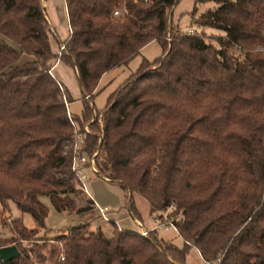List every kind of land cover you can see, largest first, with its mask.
Segmentation results:
<instances>
[{
	"label": "trees",
	"instance_id": "trees-1",
	"mask_svg": "<svg viewBox=\"0 0 264 264\" xmlns=\"http://www.w3.org/2000/svg\"><path fill=\"white\" fill-rule=\"evenodd\" d=\"M199 1L191 22L222 31L215 42L172 27L178 0H65L71 32L55 53L44 0H0V208L14 203L43 226L41 195L57 211L93 207L71 169V138L87 120L94 173L121 186L133 217L135 193L167 211L183 240L82 222L50 238L59 247L15 217L0 246L20 252L5 264H187L192 246L207 262L264 264V0H214L195 16ZM150 41L161 55L142 58L95 108L101 75ZM57 58L81 92L72 120L74 98L50 71Z\"/></svg>",
	"mask_w": 264,
	"mask_h": 264
},
{
	"label": "rangeland",
	"instance_id": "rangeland-1",
	"mask_svg": "<svg viewBox=\"0 0 264 264\" xmlns=\"http://www.w3.org/2000/svg\"><path fill=\"white\" fill-rule=\"evenodd\" d=\"M194 4L195 0H178V2L172 7L171 25L173 28L178 27L180 30L186 32L188 28L193 27L195 31L204 33L202 28L191 22V10ZM216 4L217 3L214 0H204L197 2L195 16L208 7H212ZM203 30L205 31L204 34L206 35L207 40H211L213 42H215V40L209 35L222 33V31L211 27L203 28ZM168 36V40H170V35L168 34ZM51 39L53 40L56 47L55 51L53 49L52 50L55 53H58L59 42L57 39L59 38L51 36L50 44ZM161 53V45L156 41H150L143 46V50L141 49L139 53L131 57L126 64L119 65L116 67V69L105 75L100 85L98 84V91L93 97V104L95 108L102 109L105 106L109 93L113 91L121 81H123L138 68L142 58L153 60L157 56L161 55ZM68 89L70 90L71 95L74 96L73 91L69 87ZM78 92L79 91L77 89V91H74V94L78 95ZM81 109L82 101L81 98H79V100L74 101L70 105L68 112L71 116H80ZM89 122L90 121L87 120L84 121L83 129L86 127L88 130L91 129ZM87 170L90 172L88 167ZM85 183L86 194H88L94 200L93 207L89 211L83 213H76L75 211H57L52 206L49 197L47 195H41V201L48 207V214L45 218L44 225L39 226L34 217L29 212L21 211L15 206L14 203H10L7 209L0 208V236L10 237L12 235L14 225L13 218L17 217L28 228H37V237H40V242L45 240L47 244L54 243L58 244L59 247L61 246V243L52 241L50 238H53L62 232H67L71 226L82 222H89L90 229H96L97 227H100L106 233L112 232L113 228L115 227V223L121 228L139 230L142 227V230H139L141 233L143 230H145L147 233L154 228L159 236L171 240L178 245H182L183 240L176 232L175 226L171 223H167L168 212H163L162 218L158 216V212H150L147 200L139 193L134 194V201L139 210L137 212H139L141 216H138V213L136 215L137 217H133L129 211L128 205L126 204L125 193L118 183L109 181L94 172H90V176L86 179ZM100 207H105L104 215L102 211H100ZM104 216H106V218ZM156 225H158V227H155ZM28 241L29 240H24V243H27ZM45 263L50 264V259H46ZM186 263L216 264L217 262H207L203 260L198 254L196 248L192 246L188 251Z\"/></svg>",
	"mask_w": 264,
	"mask_h": 264
},
{
	"label": "crops",
	"instance_id": "crops-1",
	"mask_svg": "<svg viewBox=\"0 0 264 264\" xmlns=\"http://www.w3.org/2000/svg\"><path fill=\"white\" fill-rule=\"evenodd\" d=\"M44 5L46 8L47 17L54 27L57 38H59L58 42H59V40L60 41L64 40L71 32L65 0H44ZM51 47L54 51L56 50V47H55L52 39H51ZM142 50H143V48H142ZM118 66L119 65L105 71L101 75V78L99 80V85H100L103 77L105 75H107L109 72L116 69V67H118ZM50 71L53 75L57 76L61 80V82H63V84L65 86H68L73 91L74 100L68 103V109H69L70 105L74 101L79 100V98L81 96V92H80V88L78 85L75 69L71 65H69L65 61H63L62 59L57 58L54 61ZM77 89L79 92H78V95H75L74 91H77ZM140 226H142V225H140ZM139 230H142V227ZM176 232H177V230H176Z\"/></svg>",
	"mask_w": 264,
	"mask_h": 264
},
{
	"label": "built area",
	"instance_id": "built-area-1",
	"mask_svg": "<svg viewBox=\"0 0 264 264\" xmlns=\"http://www.w3.org/2000/svg\"><path fill=\"white\" fill-rule=\"evenodd\" d=\"M118 10L114 11V14H118ZM188 33H195V29L193 27L188 28ZM66 102L67 111L68 109V103ZM68 116L70 120H72V116L68 112ZM88 131V128L86 127L84 131H79L76 129L72 135L70 146L72 150V157H71V169L74 172L75 180H76V186L86 191V179L90 176V172H94L96 170L95 165V154L96 152L90 154L85 149V133ZM87 167L89 168V171L87 170ZM105 207H100V211H102L104 215ZM106 218V216H104ZM168 224H170L169 221H167ZM159 225V223H158ZM156 225L155 227H158ZM142 233H146L145 230L142 231ZM60 260H64L65 256L63 253L59 256ZM1 264V263H0Z\"/></svg>",
	"mask_w": 264,
	"mask_h": 264
},
{
	"label": "water",
	"instance_id": "water-1",
	"mask_svg": "<svg viewBox=\"0 0 264 264\" xmlns=\"http://www.w3.org/2000/svg\"><path fill=\"white\" fill-rule=\"evenodd\" d=\"M19 252L17 245L14 243L0 246V263L5 264L8 259L17 256Z\"/></svg>",
	"mask_w": 264,
	"mask_h": 264
}]
</instances>
